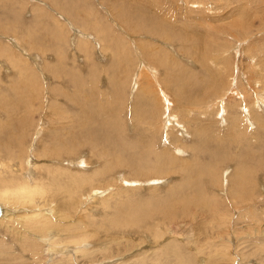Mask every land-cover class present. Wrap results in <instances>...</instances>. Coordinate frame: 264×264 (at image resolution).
Masks as SVG:
<instances>
[{"label":"rangeland","instance_id":"374dc122","mask_svg":"<svg viewBox=\"0 0 264 264\" xmlns=\"http://www.w3.org/2000/svg\"><path fill=\"white\" fill-rule=\"evenodd\" d=\"M0 163V264H264V0H0Z\"/></svg>","mask_w":264,"mask_h":264},{"label":"bare ground","instance_id":"6f19581e","mask_svg":"<svg viewBox=\"0 0 264 264\" xmlns=\"http://www.w3.org/2000/svg\"><path fill=\"white\" fill-rule=\"evenodd\" d=\"M194 1V0H193ZM196 2V1H195ZM101 28V27H100ZM101 31H106L105 29H103V28H101L100 29ZM103 32V33H104ZM107 33V32H106ZM107 35V34H106ZM107 37V36H106ZM105 37V38H106ZM107 39V38H106ZM110 40V39H109ZM108 40V41H109ZM108 43V42H107ZM84 46H86V44H83V46L82 47H84ZM107 49V48H106ZM250 86V85H249ZM231 89V88H230ZM117 98V97H116ZM254 103L256 104V102L254 101ZM245 107V106H244ZM247 107V106H246ZM242 109H243V107H241ZM247 109V108H246ZM138 110V109H137ZM156 111V110H155ZM117 118V117H116ZM139 118H140V116H139ZM104 120H99L98 121V123H99V126H101V128H103V126L105 125L104 124ZM104 124V125H103ZM251 124V123H250ZM118 127H116L115 128V130L117 129ZM92 130H93V128H90L89 129V135H90V137H91V135H92ZM94 133V132H93ZM103 133V132H102ZM103 135V134H102ZM109 135H115V134H112V132H110V134ZM88 136V135H87ZM93 136H94V134H93ZM96 136V135H95ZM99 136V135H98ZM97 136V137H98ZM102 138L103 139V137L102 136H99V138ZM94 138V137H93ZM98 138V139H99ZM140 138V137H139ZM139 138H138V140H139ZM96 139V138H95ZM138 140H136V141H138ZM128 143H130V142H128ZM134 144V143H133ZM136 144H137V142H136ZM139 145H140V143H138ZM127 145V144H126ZM148 145V144H147ZM134 146H135V144H134ZM142 146V145H141ZM123 148H124V146H123ZM128 148L131 150V148H130V146H128ZM137 148H138V145H137ZM136 148V149H137ZM133 149V148H132ZM135 149V150H136ZM126 150H128L127 148H126ZM129 150V151H130ZM138 150V149H137ZM131 152V151H130ZM213 152V151H212ZM27 159V158H26ZM136 160V159H135ZM135 163H133L134 164V166H136L137 165V161H134ZM21 164V163H20ZM6 165L5 164H2V163H0V169L1 168H4ZM21 166L19 165V163L16 165V166H12V169L14 170V171H12V170H9L12 174L13 173H21V174H23V172H21V168H20ZM191 168L193 167V166H190ZM29 168V167H28ZM133 168H135V167H133ZM141 170V169H140ZM144 170V169H143ZM194 171V170H193ZM25 174H23V176L25 177V179H28L26 182H17L16 184H12V183H14L13 182V180L12 179H9L8 181L7 180H1L0 179V181L2 182V183H4V185L6 184V186H5V188H3V189H1L0 190V220H3V219H10V218H13V217H15L16 216V214L14 215V214H12V211H13V209L12 208H14V203H15V205L16 204H23V205H25V206H29V205H31V204H33V203H36V204H39L40 203V201L42 200V197H43V195H44V192H45V190H44V188H43V186L42 185H40V184H38V183H36V182H34V174L31 176V174H32V172H27V174H26V172H24ZM142 174L143 175H146V174H148V173H146V172H142ZM27 175H29V176H27ZM237 177L239 178L240 177V175L239 174H237ZM19 178V177H18ZM90 179V178H89ZM235 181H236V178H235ZM236 183H237V181H236ZM78 185H81V184H78ZM125 185V184H124ZM12 186V187H11ZM4 187V186H3ZM11 187V188H10ZM75 187V186H74ZM126 187V186H125ZM77 190V189H76ZM27 214V215H26ZM23 213V214H21V213H18L17 214V216L16 217H18V218H20V219H24V217H30V216H38L37 214H38V212H35V211H32V213ZM79 242V241H78ZM82 244V243H81ZM51 247V246H50ZM76 248V247H75ZM55 249V247H52L51 248V251H53V250ZM76 250V249H75ZM77 250H80V249H77ZM74 251V252H79V251ZM60 256H61V254H60Z\"/></svg>","mask_w":264,"mask_h":264}]
</instances>
